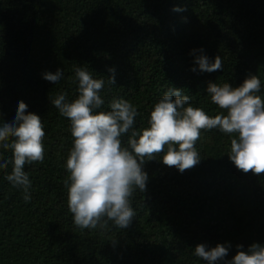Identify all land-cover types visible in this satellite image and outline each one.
I'll return each instance as SVG.
<instances>
[{"label": "trees", "instance_id": "trees-1", "mask_svg": "<svg viewBox=\"0 0 264 264\" xmlns=\"http://www.w3.org/2000/svg\"><path fill=\"white\" fill-rule=\"evenodd\" d=\"M200 47L210 59L221 56L222 71L191 70L189 52ZM76 66L106 81L102 110L113 98L136 106L135 128L147 126L171 87L208 115L220 111L209 82L236 87L255 74L264 98V0H0V119H10L20 99L45 131L43 162L25 165L29 202L4 179L11 166L0 169V264H203L193 255L197 244L227 242L231 258L237 244L264 243V172L238 169L227 154L234 134L215 129L201 130L202 158L182 173L159 155L145 162L146 190L130 197L135 216L126 229L75 226L63 166L74 138L51 100L60 91L68 100L78 95ZM57 68L60 81L42 78ZM10 155L0 149V158Z\"/></svg>", "mask_w": 264, "mask_h": 264}, {"label": "clouds", "instance_id": "clouds-1", "mask_svg": "<svg viewBox=\"0 0 264 264\" xmlns=\"http://www.w3.org/2000/svg\"><path fill=\"white\" fill-rule=\"evenodd\" d=\"M173 11L184 8L173 6ZM196 67L191 70L214 72L223 68L222 58H209L205 50L193 48ZM107 83L115 84V68H107ZM63 71H43V79L57 83ZM72 82L78 95L72 100L66 93L58 92L51 100L61 116L70 122L74 138L64 167L69 173L64 181L67 189V208L73 224L80 229L106 230L109 222L126 229L135 211L130 197L135 189L146 190L148 173L143 165L156 159L168 166H175L181 173L201 160L195 144L201 130H218L229 135L227 152L234 165L244 172H264V98L261 79L249 74L236 87L229 83L209 82L207 94L220 111L208 115L201 107L188 103L190 97L181 89L169 88L153 105L147 117V126L135 128L139 115L136 106L123 98H113L106 110L100 94L106 81L93 78L91 72L81 66L74 68ZM15 112L10 119H0V149L10 150V156L0 158V169H7L4 179L22 191L25 202L31 200L32 180L25 171L26 164L43 162L45 146L44 125L41 116L26 111L28 105L17 99ZM127 139L122 146V137ZM231 245L217 243L215 247L197 244L193 255L203 264H264V243L253 242L247 250L236 245L237 251L226 258Z\"/></svg>", "mask_w": 264, "mask_h": 264}]
</instances>
